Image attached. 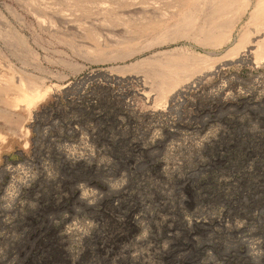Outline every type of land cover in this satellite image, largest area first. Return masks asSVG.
Wrapping results in <instances>:
<instances>
[{
  "label": "rangeland",
  "instance_id": "rangeland-1",
  "mask_svg": "<svg viewBox=\"0 0 264 264\" xmlns=\"http://www.w3.org/2000/svg\"><path fill=\"white\" fill-rule=\"evenodd\" d=\"M90 1L0 0V78L38 88L0 95V264H264V58H239L264 0L217 44L172 28L192 0H155L159 19ZM183 54L203 72L154 103L147 76Z\"/></svg>",
  "mask_w": 264,
  "mask_h": 264
},
{
  "label": "bare ground",
  "instance_id": "bare-ground-1",
  "mask_svg": "<svg viewBox=\"0 0 264 264\" xmlns=\"http://www.w3.org/2000/svg\"><path fill=\"white\" fill-rule=\"evenodd\" d=\"M19 2L27 5L30 10L35 13L38 17H43L44 14L46 12H49L51 9H54V7L48 5L47 3L44 2V0H26V3L23 2V0H18ZM51 1V0H50ZM61 1V0H60ZM91 2L90 0H64V2L62 3L63 5H67V6H75L74 8H76V6H80L82 2ZM118 1V0H117ZM121 0H119L120 2ZM159 1V0H158ZM164 1V0H163ZM162 1V2H163ZM169 1V0H167ZM181 2V0H179ZM191 1V0H190ZM193 3L192 5H190L189 7L187 8H183V11L181 9V12H182V16L179 15L180 17H177V19L174 21V24L172 26V28H174L175 30L177 31H180V32H183L185 33V30L186 32L187 31H191V32H195L196 35H198V37L200 38V41L202 43H209V44H217V42H220L224 39V32H225V28H228L229 26H231V19L228 18V16L225 18V19H222L224 17L225 14H235V19H238V16L240 15L238 12L241 10V8L244 7L243 5V1H240V0H192ZM55 2V1H54ZM114 2V1H113ZM123 2V1H121ZM120 2V3H121ZM126 1H124L123 3H125ZM157 1L155 0H140V3L143 4L142 6H138L139 8H142L141 10H146V11H149L151 14L153 11L156 10V4ZM161 2V3H162ZM171 1H169L170 3ZM177 2V1H176ZM56 3V2H55ZM119 3V4H120ZM129 3V2H128ZM128 3L125 5H128ZM158 3V2H157ZM160 3V4H161ZM164 3V2H163ZM169 3H165V7L169 4ZM206 4L208 6V9L206 8V5H205V10L207 11H199V13H201V20L196 23V18H195V11L194 10H197V9H193V7L195 6H201L202 4ZM57 4V3H56ZM55 4V5H56ZM59 4V3H58ZM57 4V5H58ZM80 4V5H79ZM86 4V2H85ZM94 4V2H93ZM117 4V3H116ZM118 4V5H119ZM122 4V3H121ZM130 4H131V1H130ZM140 4V5H141ZM159 4V3H158ZM157 4V5H158ZM181 4V3H180ZM187 4L189 5V3H186L185 1V4H183V7L184 5L187 6ZM53 5V4H52ZM56 5V6H57ZM88 5V4H87ZM101 5V4H100ZM123 5V4H122ZM121 5V6H122ZM174 5V4H173ZM117 6V5H116ZM169 6V5H168ZM234 6L236 8H234ZM66 7V6H65ZM64 7V8H65ZM80 7H83V5H81ZM161 7V6H160ZM163 7V6H162ZM26 8V7H25ZM67 8V7H66ZM69 8V7H68ZM85 8V6L83 7ZM155 8V9H154ZM170 8V6H169ZM196 8V7H194ZM27 9V8H26ZM56 9V8H55ZM58 9H61L60 7ZM71 9V8H70ZM87 9V8H86ZM165 9V8H164ZM179 9V10H180ZM200 9V7H199ZM198 9V10H199ZM203 9V7L201 8ZM84 10V9H83ZM111 10V9H110ZM197 10V12H198ZM264 10V4L259 6V7H256L255 9L252 10L251 12V20L252 22L255 24V28L253 29V32L256 33V35L258 34V36L256 38H248L247 39V43H249V47H253L255 46V49L251 50V49H248L246 48L244 51L243 54H241V56H239V58H242L244 57L246 54L248 53H252L254 58L257 59V58H264V19H260V16H259V13L260 11ZM60 11V10H59ZM78 11V10H77ZM81 11V10H80ZM85 11V10H84ZM157 11V10H156ZM156 11L154 12L156 14V17H157V13ZM173 11V10H172ZM171 11V13H172ZM30 12V11H29ZM31 12V13H32ZM105 12V11H104ZM143 12V11H142ZM145 12V11H144ZM149 12H146V13H149ZM177 12H178V9H177ZM235 12V13H234ZM136 13V12H134ZM145 13V15H146ZM161 13V12H160ZM175 13V12H174ZM173 13V15H174ZM48 14V13H47ZM140 14H141V11H140ZM154 14V15H155ZM142 15V14H141ZM176 15V14H175ZM153 15H151L152 17ZM162 16V15H160ZM165 16V15H164ZM223 16V17H222ZM135 17V16H134ZM138 17V16H137ZM143 17V15H142ZM141 17V18H142ZM148 16L146 17H143L142 19H146ZM136 18V17H135ZM158 18V17H157ZM155 18V19H157ZM142 19L140 20L138 18V20L142 21ZM159 19V18H158ZM150 20V18H149ZM135 21H137V19H135ZM147 21V19H146ZM156 21V20H155ZM155 21H149L148 22V25L146 26V29L150 30L151 31H154L156 32L154 36H156L157 38L159 37H162L164 38L163 36L165 37H168V33H170V28L169 27H166V25H164L165 21L162 23V20L159 21V22H155ZM131 22V21H130ZM144 22V20H143ZM236 22V20H235ZM129 23V22H128ZM159 23H162L163 25L159 24ZM127 24V23H126ZM142 24V27L144 26V24L141 22ZM129 25V24H128ZM141 26V25H140ZM142 27H139L142 29ZM171 28V29H172ZM6 29V28H5ZM144 31H140L141 32H144L145 33V30ZM139 31V29H137ZM4 30H2L3 32ZM147 31V30H146ZM7 33V32H6ZM9 33V32H8ZM147 33V32H146ZM149 33V32H148ZM182 33V34H184ZM3 34V33H2ZM172 34V33H171ZM260 34V35H259ZM5 35V33H4ZM142 35V34H141ZM145 36H147L148 34H144ZM186 35V33L184 34ZM3 36V35H1ZM7 36V35H6ZM6 36H5V39H6ZM169 36H171L169 34ZM193 36V34L191 35ZM9 37V36H8ZM7 37V38H8ZM260 37V38H258ZM2 38V37H1ZM11 38V37H10ZM9 38V39H10ZM19 38V37H18ZM154 38V37H153ZM158 38V39H159ZM195 38V37H194ZM4 39V40H5ZM128 39V38H127ZM165 39V38H164ZM11 42H12V39H10ZM20 40V39H19ZM9 41V40H7ZM155 41V40H154ZM10 42V43H11ZM234 43V42H233ZM13 44V43H12ZM245 46V45H244ZM139 51V50H137ZM140 52V51H139ZM135 53V52H134ZM180 54V53H179ZM190 55V54H189ZM176 57H173V58H169V56L167 58H169L167 61H164L162 63H160L159 65V69L157 67L158 70H154L153 72H150V75H148L147 77L150 78V84L149 86L152 87V89L154 90V103H162V102H165L167 104V99L169 98V101L174 99V97L177 95V94H180L181 92H183V88H180L179 85L182 83V82H186V80H188L189 78H191V76L193 75H196V73H201L203 72V68L204 67H201L200 63L197 62L195 59H192L194 57H192L191 55L188 56L185 54L178 57V55H175ZM198 58V57H197ZM201 58V57H200ZM202 59V58H201ZM205 59V58H204ZM206 60V59H205ZM199 61V60H198ZM152 62V61H151ZM157 63V61H156ZM149 65V64H148ZM150 66H153V65H150ZM11 68V67H10ZM152 68V67H151ZM148 69L149 70H153V69ZM219 69V67H217ZM12 69V68H11ZM209 69V68H207ZM206 69V70H207ZM216 69V70H218ZM211 71V70H210ZM23 72V71H21ZM207 72V71H206ZM209 72V70H208ZM23 75H26L29 77V75L25 72L22 73ZM12 75V74H11ZM28 77H22V76H19L18 77V80H17V84H8L6 82H3L2 79L0 78V95L1 94H10V93H14L16 94L15 97L13 98H8L10 100L6 101V103H9L11 104V106L15 105V102L17 101V98H21V99H25L27 100L28 98V101H30L31 99L29 98H33V97H36L37 96V91L36 89H38L37 87H35L33 89V84L31 82H29L28 80H26V78ZM4 78V77H2ZM6 79V78H5ZM12 80V79H10ZM9 81V80H8ZM28 81V82H27ZM15 82V81H14ZM192 82V81H190ZM196 82V81H195ZM189 83V82H188ZM194 82L192 83H189L186 85H184V87H191L193 85ZM33 86V87H32ZM16 92V93H15ZM12 95V94H11ZM40 95V94H39ZM149 95V94H148ZM155 100L157 102H155ZM24 101V100H22ZM1 102V101H0ZM23 103V102H22ZM164 103V104H165ZM18 105V104H17ZM154 105V104H153ZM12 109V108H10ZM9 109V111H10ZM1 110V109H0ZM5 110V109H4ZM7 111V110H6ZM5 112V111H4ZM3 112V113H4ZM12 114V113H11ZM8 115V114H7ZM4 116V114H3ZM2 116V117H3ZM14 116V115H13ZM8 118H9V115H8ZM16 118V117H15ZM18 118V117H17ZM7 120V119H6ZM11 121V120H10ZM12 123H13V120H12Z\"/></svg>",
  "mask_w": 264,
  "mask_h": 264
}]
</instances>
